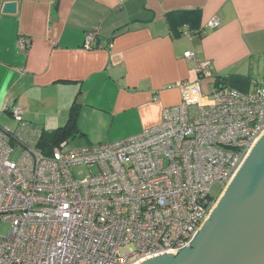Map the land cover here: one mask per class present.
I'll list each match as a JSON object with an SVG mask.
<instances>
[{"label":"built area","instance_id":"obj_1","mask_svg":"<svg viewBox=\"0 0 264 264\" xmlns=\"http://www.w3.org/2000/svg\"><path fill=\"white\" fill-rule=\"evenodd\" d=\"M93 47L91 34L84 48ZM183 56L196 80L179 85L180 103L115 142L69 148L67 140L47 151L43 129L3 105L16 127L0 126V223L9 225L0 264H137L193 239L214 206L210 186L225 188L264 133V83L242 94L213 79L202 90L210 62ZM79 167L88 169L83 179Z\"/></svg>","mask_w":264,"mask_h":264},{"label":"crops","instance_id":"obj_2","mask_svg":"<svg viewBox=\"0 0 264 264\" xmlns=\"http://www.w3.org/2000/svg\"><path fill=\"white\" fill-rule=\"evenodd\" d=\"M6 2L14 14L2 12ZM91 34L100 47L87 50ZM186 51L210 62L202 90L216 79L250 92L251 66H264V0H0V116L7 104L53 131L74 104L69 144L139 134L196 80Z\"/></svg>","mask_w":264,"mask_h":264},{"label":"water","instance_id":"obj_3","mask_svg":"<svg viewBox=\"0 0 264 264\" xmlns=\"http://www.w3.org/2000/svg\"><path fill=\"white\" fill-rule=\"evenodd\" d=\"M15 2L2 12L14 14ZM137 264H264V133L216 200L193 239Z\"/></svg>","mask_w":264,"mask_h":264},{"label":"rangeland","instance_id":"obj_4","mask_svg":"<svg viewBox=\"0 0 264 264\" xmlns=\"http://www.w3.org/2000/svg\"><path fill=\"white\" fill-rule=\"evenodd\" d=\"M251 76L258 82L264 83V66H251ZM0 126L7 127L9 129H15L16 121L7 113H3L0 116ZM49 128H45V131L52 132L48 130ZM55 129V128H54ZM54 131V130H53ZM78 146L75 143L68 144V147ZM19 151L17 150L11 158H16ZM88 169L86 167H79L74 169V174L77 179H83L87 175ZM224 187L220 183H213L209 189V195L211 199L217 200L220 194L222 193ZM9 229V225L7 223H0V236H4Z\"/></svg>","mask_w":264,"mask_h":264},{"label":"trees","instance_id":"obj_5","mask_svg":"<svg viewBox=\"0 0 264 264\" xmlns=\"http://www.w3.org/2000/svg\"><path fill=\"white\" fill-rule=\"evenodd\" d=\"M74 106L75 105L73 104L66 125L52 132H47L44 129L42 130V134L39 140V147L41 149L48 151L51 147L58 145L60 142L67 141L76 137L77 131L74 126Z\"/></svg>","mask_w":264,"mask_h":264},{"label":"flooded vegetation","instance_id":"obj_6","mask_svg":"<svg viewBox=\"0 0 264 264\" xmlns=\"http://www.w3.org/2000/svg\"><path fill=\"white\" fill-rule=\"evenodd\" d=\"M216 201H214V204H215Z\"/></svg>","mask_w":264,"mask_h":264}]
</instances>
